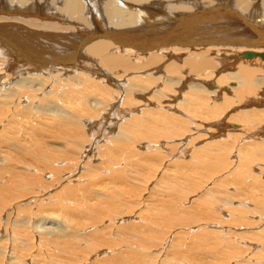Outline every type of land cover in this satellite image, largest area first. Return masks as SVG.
I'll return each instance as SVG.
<instances>
[{
	"label": "bare ground",
	"instance_id": "obj_1",
	"mask_svg": "<svg viewBox=\"0 0 264 264\" xmlns=\"http://www.w3.org/2000/svg\"><path fill=\"white\" fill-rule=\"evenodd\" d=\"M260 11H264V0H0V180L6 174L19 180L32 176L37 188L20 191L13 198L27 199L31 192L53 191L63 179L57 196L50 198L51 203L45 202L46 211L42 207L37 210L50 216L45 218L47 222H55L54 215L64 221L60 227L42 228L49 230L45 233L49 237L42 242L45 251L78 247L83 256L76 258V264H95V254L105 251L113 258L123 256L120 242L118 246L93 247L95 232H87L91 225L70 219L77 204L61 200L62 194L75 193L68 184L72 175L82 172V178L94 171L93 166H85L89 156L98 155L97 142L103 145L100 151L109 156L111 170L118 176L124 163L111 160L116 148L128 146L133 156L138 154L137 139L144 134L137 133L144 127L155 145L149 154L155 155L156 145L167 134L170 140L179 139L181 133L175 127L184 119L175 112L190 117L201 113L206 95L216 99L215 110H208L212 115L203 121V127L193 128L195 137L202 131L209 141H218L224 133L226 138L227 134H239L244 141L264 137V23L260 22L264 14ZM176 96L180 100L175 101ZM229 109L233 114L228 118L237 121L233 125L243 123L248 131L222 127L221 119ZM135 110H140V117L134 115ZM126 117L134 123H125ZM183 123L186 125L185 120ZM115 128V135L110 134ZM188 138L189 134H183L181 142L188 144ZM56 142L61 146L52 144ZM220 143L228 148L215 142L213 151L224 149L215 155L224 158L223 165L234 150L229 146L235 143ZM263 147L264 142L254 149L240 148L250 151L241 168L226 175L228 178L211 182L195 201L198 218L192 221L249 231L264 224V168L259 175L250 173L260 163L255 154L263 153ZM213 156L199 155L206 160ZM191 157L196 159L194 151ZM213 176H193L195 187L183 191L181 200L192 199ZM230 187L233 193H228ZM27 202L32 204V198ZM25 213L22 209L16 214ZM21 222L27 223L25 219ZM11 232L14 241L11 249L0 252V264L8 249V260L21 253L18 242L22 233L14 224ZM256 243L264 246V229L258 234L229 232V261L264 264V247L254 253L246 250L255 248ZM116 247L118 254L113 250ZM128 247L127 261L138 263L142 249ZM248 254L250 259L245 261ZM144 259L147 264L155 261L144 255L140 262ZM30 261L26 256L22 264Z\"/></svg>",
	"mask_w": 264,
	"mask_h": 264
},
{
	"label": "rangeland",
	"instance_id": "obj_2",
	"mask_svg": "<svg viewBox=\"0 0 264 264\" xmlns=\"http://www.w3.org/2000/svg\"><path fill=\"white\" fill-rule=\"evenodd\" d=\"M260 12L264 14V11ZM260 22L264 23V21ZM227 40L229 41V38ZM229 59L233 61L230 56ZM186 72L182 71L183 74ZM69 73L74 74L72 71ZM183 74L182 76L186 77ZM122 80L123 85L126 84L125 79ZM188 82H191V80ZM213 96H216V94H213ZM176 98L175 101L180 100L179 96H176ZM214 101H216L214 97L206 95L205 102L201 107L203 111L191 117L189 115L185 116L180 111L175 112V116L184 119L186 125H183L184 120L179 121L180 125L175 127V131L181 133L177 136L179 139L170 140L167 134V137L160 144L156 145L155 155L149 154V151L154 149L155 145L149 140L147 133L144 131V127L138 129L137 134H144L137 139L140 143V151L138 154L133 156L129 147L122 145L116 148L110 156L111 160L115 159L121 161L122 164L124 163L123 170L120 171L118 176L114 175L111 170L112 166L109 156L100 151L103 145L97 142L98 155L94 157L89 156L90 160L86 162L85 166V168L87 166H93L94 171L92 174L80 178L82 175V172H80L70 177L73 179L71 183L68 182L71 185L70 191L75 193L68 197L65 194L61 196L64 204L74 202L77 204L78 210L70 211L74 213L70 219L91 225L87 232H95L96 238L93 247L97 249L107 247L110 243H116L117 246L118 242L123 243V256L118 255L117 258H113L110 255V251H105L100 255L95 254V257H93V259L96 258L93 261L95 264H147L148 259L140 262L144 255L155 260L153 264H160L163 261H165V264H232L236 260L229 261V255L231 254L229 252V246L227 245L229 232L246 235L247 232L258 234L263 231L264 228L262 226L264 224L253 227L252 229H255L254 231H249L246 229L250 228L240 229L239 227L231 228L226 226L221 228L220 226H213L211 223L207 227L204 226L205 223L192 221L198 218L194 214L197 207L195 201L200 196H203L204 191L212 184L211 182L213 180L218 182L222 176L227 177L226 175L232 174L241 168L245 155L249 154L250 151H244L240 148L245 146L248 149H254L257 143L263 144L264 142V137L262 136H256L250 141H244L243 138H240L239 134H227L228 138H226L225 133L218 136V141H209L208 135L203 131L202 134H198L195 137L193 128L195 126L203 127L201 125L203 121L206 118H210L209 115H212L211 113L207 114L208 110H215L213 106L215 104ZM150 105L152 106L153 104ZM262 108H264V104ZM232 114V109L225 112V117L221 119L222 127L232 126L231 130L240 129L242 132L243 130L248 131L247 125L243 123L233 125L237 121L234 119L233 122L230 121L228 117ZM134 115L140 117V110H135ZM128 119L130 118H124V121L127 120L125 123H134L133 120L130 122ZM206 120L208 121L210 119ZM213 121L211 122L214 123ZM117 128L110 134L115 135L114 133L118 131ZM159 128L156 127V130ZM43 133L47 134L46 132ZM183 134H189L191 137L187 139L188 144L186 145L181 142ZM231 136H235V138L232 140L230 138ZM243 141L244 143H242ZM215 142H219L217 145L224 149L228 148L227 144L222 145L220 142L235 143L229 146V148L234 147V150L229 151L227 163L223 165L224 158H218L215 155L223 152L224 149L215 153L213 151V143ZM52 144H55L54 146L56 147L61 146L58 142ZM199 147H206L207 149ZM193 151L196 159L191 157ZM202 154L214 156L210 160H206L199 157ZM255 155L256 161H260V163L252 168L250 173L259 175L264 168V152L261 154L256 153ZM212 173L214 174L213 179L209 181L210 183H207L208 185H205L206 188L197 190L196 192L198 193L195 196L192 195V199L186 202L181 200L183 191L195 187L192 180L193 176L195 177L198 174L211 175ZM62 180L57 183L53 191L50 192L49 190L45 194L44 191H41L37 195L35 192H31L27 196V199L13 198L20 191L37 188L32 176L27 180H19L15 176L6 174L5 178L0 180V187L3 188V191H0V208L5 201L10 199L9 204L4 209H2L4 206L0 209V223L2 222L0 224V252H3L6 247L11 249L9 246L14 241L11 232L12 224H14L16 231L22 233L18 242V245L21 247V253L17 256L13 254V258L8 260L7 257L10 256L8 249L7 257L5 253L2 260L5 259L1 261V264H22L26 256L32 258V262L30 261L29 264H76V258L79 259L83 256V251H80L78 247H72L71 249L54 248V250L45 251L42 245V242L49 237L45 234L49 230L42 228L60 227L64 221L62 219L58 220L54 215L53 220L55 222H47L45 218L49 217L51 219L50 216H46L44 213H38L37 210L40 207L44 208L46 201H49V203L52 202L50 198L57 196ZM228 182L229 179L225 183ZM223 191L227 192L225 189ZM233 191L231 187L228 189V193H233ZM29 198H32V204L27 202ZM34 202H36L35 205ZM239 204V202L233 203V205ZM17 206H20V208L19 210L17 208L15 211ZM190 206L193 207L190 209ZM249 207L253 206L250 204ZM22 209L26 210V213L18 216L17 214ZM224 215L227 217L225 213ZM205 217L207 218L208 216ZM203 218L201 217V220H204ZM227 218L226 220H229V217ZM23 219L27 222L26 224H22L21 221ZM229 228L231 231H229ZM157 237H160L159 241H156ZM221 241L226 246L220 244ZM129 244L143 251V254L140 251V260L138 263L127 261L128 251H131L128 247ZM143 244L145 245L144 249ZM255 246L253 249H246L248 250L247 252L254 253L259 248L263 249L264 247L260 243H256ZM50 248L53 247L50 246ZM113 250L117 253L119 252V247L113 248ZM31 253L32 255H30ZM99 256L100 258H97ZM84 257V259L88 260L87 256ZM246 258L250 259L249 254L243 257L245 261H247ZM240 259H237V261ZM48 260L51 261L48 263ZM252 262L254 263L255 261L252 260ZM241 264L244 263L242 262Z\"/></svg>",
	"mask_w": 264,
	"mask_h": 264
}]
</instances>
